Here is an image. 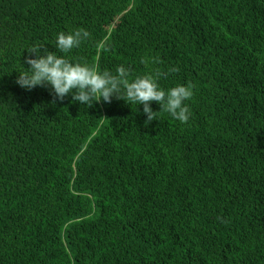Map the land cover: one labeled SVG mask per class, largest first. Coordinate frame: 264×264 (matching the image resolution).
<instances>
[{
  "label": "trees",
  "instance_id": "obj_1",
  "mask_svg": "<svg viewBox=\"0 0 264 264\" xmlns=\"http://www.w3.org/2000/svg\"><path fill=\"white\" fill-rule=\"evenodd\" d=\"M78 29L69 59L191 84L188 122L16 84ZM0 264H264V0H0Z\"/></svg>",
  "mask_w": 264,
  "mask_h": 264
},
{
  "label": "clouds",
  "instance_id": "obj_2",
  "mask_svg": "<svg viewBox=\"0 0 264 264\" xmlns=\"http://www.w3.org/2000/svg\"><path fill=\"white\" fill-rule=\"evenodd\" d=\"M89 37L86 30L78 29L70 32H60L56 36V51L40 50L45 45L36 44L27 49L35 58H27V69L19 73L16 84L25 90L37 86H50L56 100L62 101L71 96V102H79L83 107H90L93 102H110L112 97L128 104L143 105L146 123L156 120V114L151 108L155 102L160 111L169 114L174 120L187 123L191 112L186 101L193 96V86L177 85L165 90L158 83L161 73L155 75L136 76L129 79L130 70L124 65L116 67L115 72L99 71L86 63L68 58ZM173 68L171 71H176ZM159 111V112H160Z\"/></svg>",
  "mask_w": 264,
  "mask_h": 264
}]
</instances>
